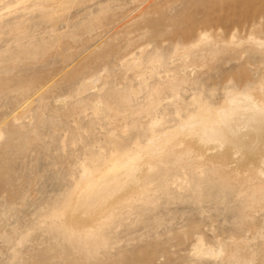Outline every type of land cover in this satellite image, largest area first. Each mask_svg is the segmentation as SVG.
Segmentation results:
<instances>
[{"label": "rangeland", "instance_id": "obj_1", "mask_svg": "<svg viewBox=\"0 0 264 264\" xmlns=\"http://www.w3.org/2000/svg\"><path fill=\"white\" fill-rule=\"evenodd\" d=\"M30 1L0 0V264H264V184L175 159L99 235L77 244L62 227L87 169L261 80L249 39L264 42V0Z\"/></svg>", "mask_w": 264, "mask_h": 264}, {"label": "bare ground", "instance_id": "obj_2", "mask_svg": "<svg viewBox=\"0 0 264 264\" xmlns=\"http://www.w3.org/2000/svg\"><path fill=\"white\" fill-rule=\"evenodd\" d=\"M29 1L17 0V8L22 6V11L27 10L30 6L26 8L25 5ZM45 1L43 7L50 6L55 11L69 4L68 0ZM34 4L32 6H37ZM43 7L40 10L43 11ZM249 40L257 47H264V42L257 37ZM205 41L201 40L204 44ZM196 45L193 47L197 48ZM190 49L192 51L193 48ZM180 121L175 130L155 135L135 153L115 155L103 165V169L84 172L62 216V227L68 237L82 244L87 238L99 235L104 227L111 224L123 204L147 198L152 191L150 185L155 169L171 159L183 162L184 168L193 176L204 174L205 169L210 178L216 177L224 183L250 186L257 180V183L264 184V75L251 89L227 91L226 100L219 107L201 102L196 111ZM196 251L202 252L203 256L220 253L202 241L197 244Z\"/></svg>", "mask_w": 264, "mask_h": 264}]
</instances>
